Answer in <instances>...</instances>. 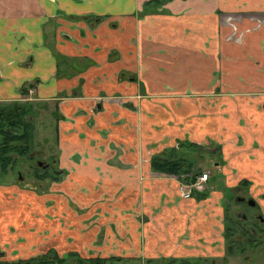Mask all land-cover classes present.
<instances>
[{
    "label": "crops",
    "instance_id": "obj_1",
    "mask_svg": "<svg viewBox=\"0 0 264 264\" xmlns=\"http://www.w3.org/2000/svg\"><path fill=\"white\" fill-rule=\"evenodd\" d=\"M29 91L56 108L63 178L38 194L0 184L17 257L214 256L226 193L264 212V0H0V104ZM181 143L215 159L188 200L151 165L173 149L193 163Z\"/></svg>",
    "mask_w": 264,
    "mask_h": 264
},
{
    "label": "flooded vegetation",
    "instance_id": "obj_2",
    "mask_svg": "<svg viewBox=\"0 0 264 264\" xmlns=\"http://www.w3.org/2000/svg\"><path fill=\"white\" fill-rule=\"evenodd\" d=\"M32 94H28L29 97L24 100L25 103H30ZM28 156L29 154L25 157L28 161L35 159L34 155ZM33 163L42 166L41 162ZM192 168L194 167L190 170ZM195 171L198 173V170L195 169ZM173 176L178 182L179 179L186 177V175ZM247 195L249 196L235 198V204L246 212H234L227 220L225 219L222 234L223 248L214 256L196 255L189 258L172 257L138 262L132 259L101 255L81 259L72 253L59 257L56 252L49 250L33 257L21 258L17 257L16 251L9 252L8 245L2 244L0 240V264H264V212L260 204L249 193ZM1 236L0 238L3 239Z\"/></svg>",
    "mask_w": 264,
    "mask_h": 264
},
{
    "label": "rangeland",
    "instance_id": "obj_3",
    "mask_svg": "<svg viewBox=\"0 0 264 264\" xmlns=\"http://www.w3.org/2000/svg\"><path fill=\"white\" fill-rule=\"evenodd\" d=\"M26 104H32L33 106L31 122L34 125V132L29 156L34 155L35 159L30 161H28L27 158L18 159V161L12 165L11 169L6 175L0 174V184H16L14 189L20 190L22 194L28 192H35L38 194V192L47 191V185L51 182L48 176H55V172L52 171H55L56 168V144L54 140V112L56 111V108L53 104H36L33 102ZM205 150H200L197 148L194 150L196 152V157H193L194 159L192 160V167H194L196 170L210 172L211 176H215L216 171L214 173L213 169V162L215 159L209 157V155L206 153L208 151ZM33 162H41L42 166L40 167ZM207 192L208 191L205 193ZM247 196L249 195H247L246 189L242 187L226 193V197L224 198L226 220L229 218V216H232L234 212H246L243 208L241 209V207L235 204V198ZM11 207L12 204L9 202L4 205V208L6 209ZM23 212L25 216L21 215V218L19 216H13L8 220L7 223L19 225L22 221L23 223L30 221L33 217L31 210ZM29 214L31 216H28Z\"/></svg>",
    "mask_w": 264,
    "mask_h": 264
},
{
    "label": "trees",
    "instance_id": "obj_4",
    "mask_svg": "<svg viewBox=\"0 0 264 264\" xmlns=\"http://www.w3.org/2000/svg\"><path fill=\"white\" fill-rule=\"evenodd\" d=\"M32 114V104L16 102L0 104L1 175H6L18 159H23L29 154L34 132V125L31 122ZM180 148L191 151L198 149V146L181 143ZM177 154V150L173 149L168 155L154 157L151 163L153 170L164 175H187L192 162L189 158L179 157ZM48 178L51 181H59L62 180L63 174L58 171L55 176L50 175Z\"/></svg>",
    "mask_w": 264,
    "mask_h": 264
},
{
    "label": "built area",
    "instance_id": "obj_5",
    "mask_svg": "<svg viewBox=\"0 0 264 264\" xmlns=\"http://www.w3.org/2000/svg\"><path fill=\"white\" fill-rule=\"evenodd\" d=\"M29 93L31 94L32 92L30 91ZM185 178L179 179L178 193L181 199L188 200L195 194H202L208 190L211 174L207 171L196 173L195 169L192 168Z\"/></svg>",
    "mask_w": 264,
    "mask_h": 264
}]
</instances>
